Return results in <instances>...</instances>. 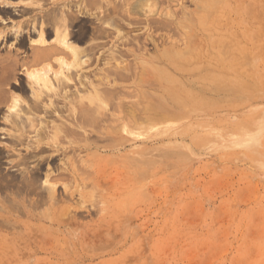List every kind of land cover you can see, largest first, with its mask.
<instances>
[{
	"label": "rangeland",
	"instance_id": "rangeland-1",
	"mask_svg": "<svg viewBox=\"0 0 264 264\" xmlns=\"http://www.w3.org/2000/svg\"><path fill=\"white\" fill-rule=\"evenodd\" d=\"M229 4L183 74L118 0H0V264H264V0Z\"/></svg>",
	"mask_w": 264,
	"mask_h": 264
},
{
	"label": "bare ground",
	"instance_id": "bare-ground-1",
	"mask_svg": "<svg viewBox=\"0 0 264 264\" xmlns=\"http://www.w3.org/2000/svg\"><path fill=\"white\" fill-rule=\"evenodd\" d=\"M48 1V0H47ZM119 1V9H120V14H119V24L118 26L120 27V30L128 27L131 28L129 29L130 31L135 28L136 25H138L137 20L138 17L144 18V23L146 27V31L148 32L144 38L145 41L149 42L153 48L154 52L157 53L159 57L163 56H181L179 61L177 60H170L168 63V66L172 68L174 71H179L183 72V74H195L198 72H201L203 69L207 67H212L216 66L213 64V61L216 59L217 53H220L218 51L224 49L225 47L222 45H228V43L232 42L231 46L234 44L233 41L228 40L227 44H225L223 38L225 36V31L224 27L225 25H222L220 22L222 19L225 20L226 12L230 10V2L231 0H227V3L222 2L223 0H194L193 5H194V12H188L184 7H180L181 9L179 10H172L171 6L173 4L172 0H118ZM234 1V0H233ZM35 2V1H34ZM81 2V1H80ZM242 3V2H241ZM239 4V1L237 2V7L243 5L244 10L246 9V6L244 4ZM257 3V2H256ZM249 4V3H248ZM235 5V6H236ZM251 5V4H250ZM257 5V4H256ZM255 6V5H254ZM261 6V5H259ZM83 7V6H82ZM85 8V7H84ZM250 8V7H249ZM242 9V8H241ZM241 9H237V14L240 16V20L242 24H247L249 20L251 19V16L248 12L247 9L246 11L243 12ZM259 9V8H258ZM261 9V8H260ZM233 10V9H232ZM249 10V9H248ZM252 11V10H251ZM116 12V10H112L111 13L113 14ZM254 12V11H252ZM117 13V12H116ZM233 14V13H232ZM262 14V13H261ZM254 16V14H251ZM260 15V14H259ZM157 16L159 17V20H154V17ZM257 16V17H256ZM255 17L258 19V15ZM261 16V15H260ZM227 17V16H226ZM254 18V17H253ZM227 19V18H226ZM101 20V19H100ZM254 20V19H252ZM229 22V21H228ZM117 23V22H116ZM140 23V22H139ZM226 23V22H225ZM261 23V22H260ZM54 24V23H53ZM108 24V22H107ZM241 24V23H240ZM257 27H255L256 32L259 34L262 28H260V25L257 23ZM226 29V28H225ZM261 29V30H260ZM119 30V31H120ZM136 30V29H135ZM99 31V30H98ZM102 31V30H101ZM117 31V39H118V45L121 47H124L127 43V37ZM145 31V32H146ZM171 31H177L181 33L182 35V43L183 47L181 48L180 46L176 44H169L167 45V40L170 38V34H159L160 32H171ZM254 31V30H253ZM41 32V31H40ZM103 32V31H102ZM56 33V32H55ZM121 33V35H120ZM261 34V33H260ZM259 34V36H261ZM227 35V34H226ZM157 36V37H155ZM228 36V35H227ZM236 36V35H235ZM253 36V35H252ZM264 36V35H263ZM41 37V36H40ZM64 35L61 38L62 39V44L66 43L64 42ZM258 37V35H257ZM254 38V37H253ZM60 39V40H61ZM173 39V38H172ZM227 40V39H226ZM236 40V39H235ZM169 41V40H168ZM235 42V41H234ZM237 42V41H236ZM35 43V42H34ZM51 43V41H50ZM224 43V44H223ZM251 45V44H250ZM63 46V45H62ZM230 46V47H231ZM255 46V44H254ZM253 46V47H254ZM161 47V49H159ZM222 47V48H221ZM247 47V46H246ZM50 48V47H49ZM30 49V48H29ZM46 49V48H45ZM233 51V48H231ZM239 49V48H238ZM242 49V48H241ZM245 49V48H244ZM261 49V48H259ZM259 49H257L259 51ZM31 50V49H30ZM33 50V49H32ZM39 50V49H38ZM37 50V51H38ZM42 50V49H41ZM44 50V49H43ZM49 50V49H48ZM240 50V49H239ZM36 51V50H34ZM40 51V50H39ZM38 51V52H39ZM51 51V50H49ZM48 51V52H49ZM53 51H55L53 49ZM74 58H78L80 55L78 54L79 52L76 51L73 48H70V50ZM82 51V50H81ZM84 51V50H83ZM261 51V50H260ZM44 52V51H43ZM46 52V53H48ZM56 52V51H55ZM62 52V51H61ZM78 52V53H77ZM136 50H131V54L135 56ZM223 52L222 55L224 54ZM256 52V51H255ZM33 53V52H32ZM35 53V52H34ZM45 53V54H46ZM59 53V52H58ZM57 53V54H58ZM82 53V52H81ZM85 53V52H84ZM220 53V54H221ZM226 53V51H225ZM233 53V52H232ZM237 52L235 51L234 54ZM40 54V53H39ZM51 54V53H50ZM230 54V53H229ZM245 54V52H244ZM10 55V54H9ZM17 55V54H16ZM38 55V54H37ZM64 55V54H63ZM70 55V53H69ZM68 55V57H69ZM38 56H42L38 55ZM45 55H43L44 57ZM78 56V57H77ZM138 56V55H137ZM242 56V54H241ZM2 57V56H1ZM14 57V56H13ZM32 57V56H31ZM36 57V55H35ZM33 57V58H35ZM218 57V56H217ZM226 57V56H225ZM228 57V56H227ZM18 58V57H17ZM38 58V57H37ZM42 59V57H40ZM38 58V59H40ZM86 58V57H85ZM233 58V57H232ZM226 59V58H224ZM13 60V59H12ZM16 60V59H15ZM77 60V59H76ZM233 60H237V57L234 56ZM8 61V60H7ZM11 61V60H10ZM17 61V60H16ZM30 61V60H29ZM64 61V60H63ZM75 61V60H73ZM240 61V60H239ZM23 62V61H22ZM76 62V61H75ZM232 62V61H231ZM20 63V62H19ZM67 63V62H66ZM81 63V60H80ZM234 63V62H233ZM5 64V63H4ZM26 64V63H25ZM227 64V63H226ZM245 64V63H243ZM228 65V64H227ZM20 66V65H19ZM27 66V65H26ZM31 66V65H30ZM71 66V65H70ZM74 66V64L72 65ZM71 66V67H72ZM226 66V65H225ZM230 66V65H229ZM233 66V65H232ZM10 67V66H9ZM69 67V66H68ZM247 67V65H246ZM15 68V67H14ZM236 68V67H235ZM238 68V67H237ZM231 69V68H230ZM13 70V69H12ZM11 70V71H12ZM71 70V69H70ZM147 70V69H146ZM149 71V70H148ZM50 72V71H49ZM79 72V71H78ZM159 72V71H158ZM31 74V73H30ZM54 74V73H53ZM226 74V73H225ZM9 75V74H8ZM38 75H35L34 77L38 79ZM81 77V75H79ZM158 76V75H157ZM85 77V76H84ZM3 78V77H2ZM33 78V77H32ZM83 78V77H82ZM231 78V77H230ZM229 78V79H230ZM164 79V77H163ZM234 79V78H231ZM167 80V79H166ZM142 81V79H141ZM169 81V80H168ZM234 81V80H233ZM232 81V82H233ZM237 81V80H236ZM45 82V81H44ZM66 82V81H65ZM81 82V81H80ZM143 82V81H142ZM36 83V82H35ZM234 83H236L234 81ZM77 84V83H76ZM83 84V83H82ZM81 84V85H82ZM46 85V84H45ZM44 85V86H45ZM80 85V84H79ZM94 85V84H93ZM224 85V84H223ZM82 88H84L82 86ZM89 88V87H88ZM98 88V87H97ZM96 87L91 88V91L94 92L95 95L98 93V89ZM73 90V89H72ZM46 91V90H45ZM84 91V90H83ZM100 91V90H99ZM48 92V91H47ZM233 92V91H232ZM89 93V92H88ZM100 93V92H99ZM90 94V93H89ZM76 95V94H75ZM99 95V94H98ZM67 96V95H66ZM72 96V95H71ZM74 96V95H73ZM78 96V95H77ZM76 97V96H75ZM74 97V98H75ZM100 97V95H99ZM39 98V97H38ZM69 98V97H68ZM83 98V97H82ZM76 99V98H75ZM84 99V98H83ZM90 99V97H89ZM16 100V99H15ZM68 100V99H67ZM103 101V98L101 99ZM17 101V100H16ZM16 101H14L16 103ZM81 101V100H80ZM92 101V100H91ZM94 101V100H93ZM13 102V103H14ZM55 102V101H54ZM71 102V101H70ZM14 103V104H15ZM65 103V102H64ZM63 103V104H64ZM93 103V102H92ZM36 105L35 102L32 106ZM80 106V104H79ZM161 106V105H160ZM47 107V106H46ZM59 107V106H58ZM65 107V105H64ZM62 107V108H64ZM97 107V106H96ZM69 108V106H68ZM149 108V107H147ZM152 108V107H151ZM150 108V109H151ZM32 111V108H30ZM50 109V108H49ZM80 109V107H79ZM164 109V108H163ZM27 110V109H26ZM64 110V109H63ZM62 110V111H63ZM143 110V109H142ZM165 111L167 110L164 109ZM163 110V111H164ZM36 110H34L35 112ZM153 111V110H152ZM161 111V110H160ZM28 112V111H27ZM33 112V113H34ZM39 112V111H37ZM79 113V111H76ZM81 112V111H80ZM23 113V112H22ZM29 113V112H28ZM43 113V112H42ZM50 113V112H49ZM85 113V112H84ZM127 113V112H126ZM132 113L130 116V122L131 124L135 122L136 116H132ZM44 114V113H43ZM47 114V113H46ZM66 114V113H65ZM70 114V113H69ZM87 114V113H86ZM31 115V114H30ZM67 115V114H66ZM128 115V114H126ZM125 115V116H126ZM70 116V115H69ZM72 116V115H71ZM78 117V116H77ZM31 118V117H30ZM129 118V117H128ZM83 119V118H82ZM161 119V118H160ZM39 120V119H38ZM129 120V119H128ZM83 121V120H82ZM63 122V121H61ZM79 122V120H78ZM82 123V122H81ZM48 124V123H47ZM60 124V123H59ZM74 124V123H73ZM41 125V124H40ZM42 125H44L42 123ZM64 125V124H63ZM79 125V124H78ZM67 126V125H66ZM41 127V126H40ZM39 127V128H40ZM38 128V127H37ZM63 128V127H62ZM49 130V129H48ZM60 130V129H59ZM66 130V129H65ZM69 130V129H68ZM70 131V130H69ZM43 132V131H42ZM48 133V131H47ZM67 133V131H66ZM77 133V132H76ZM79 133V132H78ZM64 134V133H63ZM69 134V133H68ZM47 135V134H46ZM49 138V136L47 137ZM22 139V138H21ZM83 139V137H82ZM81 140V139H80ZM113 140V139H112ZM114 141V140H113ZM115 142V141H114ZM35 150V149H34ZM44 150V149H43ZM78 153V152H77ZM55 156V155H53ZM24 157V156H23ZM49 157V156H48ZM48 159V158H47ZM54 159L51 158L50 160ZM38 160V159H37ZM45 161V160H44ZM53 161V160H52ZM51 161V162H52ZM49 162V161H48ZM37 164V163H36ZM26 165V164H25ZM70 168V167H69ZM61 169V168H60ZM76 169V168H75ZM66 170V169H65ZM69 170V169H68ZM72 170V169H71ZM65 172V171H64ZM75 172H77L75 170ZM72 170V173L74 175L75 173ZM63 173V172H62ZM46 175V174H45ZM25 178V177H24ZM13 181V180H12ZM34 191V190H33ZM50 191V190H49Z\"/></svg>",
	"mask_w": 264,
	"mask_h": 264
}]
</instances>
